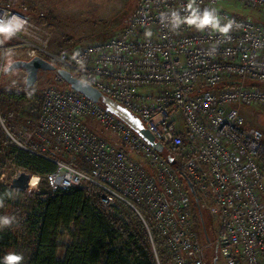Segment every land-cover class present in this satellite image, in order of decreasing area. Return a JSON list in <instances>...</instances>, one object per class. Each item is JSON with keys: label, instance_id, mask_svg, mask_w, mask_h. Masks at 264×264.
I'll list each match as a JSON object with an SVG mask.
<instances>
[{"label": "built area", "instance_id": "obj_1", "mask_svg": "<svg viewBox=\"0 0 264 264\" xmlns=\"http://www.w3.org/2000/svg\"><path fill=\"white\" fill-rule=\"evenodd\" d=\"M228 1L264 10V0H141L119 34L72 52L53 51L47 28L0 5V20L24 22L11 38L0 34V76L9 60L40 57L55 67L38 73L35 86L49 84L31 143L21 145L56 166L46 175L50 191L81 188L92 207L125 223L132 210L174 264H205L213 245L198 231L190 186L210 201L225 263L264 264V133L241 113L264 107V21L222 8ZM205 12L229 31L199 27ZM59 70L138 117L163 153Z\"/></svg>", "mask_w": 264, "mask_h": 264}, {"label": "rangeland", "instance_id": "obj_2", "mask_svg": "<svg viewBox=\"0 0 264 264\" xmlns=\"http://www.w3.org/2000/svg\"><path fill=\"white\" fill-rule=\"evenodd\" d=\"M141 0H0V5L9 4L20 13L28 15L32 20L47 28L52 33L51 49L55 52H72L88 45L107 40L121 32L127 25L129 19L137 11ZM221 7L238 15L256 17L257 9H243L233 1L221 3ZM264 21V15L260 18ZM9 60V64L13 61ZM6 69V65L4 66ZM49 83L41 81L33 88L26 87V74L18 70L9 74L0 76V100L5 98L1 96L2 92H8L19 95V99L10 102L11 113L8 115V121L3 120V114L0 111V133L7 137L10 142L21 147V145L31 143L29 128L35 124L32 118L26 115H37L39 117L40 106L44 96L45 89ZM247 125L260 129L264 133V107L247 106L241 108ZM91 128L97 134H103L100 127L95 123H90ZM1 147L5 144L0 143ZM22 148V147H21ZM4 153V152H2ZM69 161H75L68 158ZM28 171L18 168L10 160L1 168L0 187H9L11 181L21 173ZM29 174V173H28ZM36 175H31V178ZM38 177V176H37ZM39 178V177H38ZM14 199L12 203H5L6 217L12 218L10 226L1 228L9 233V241L5 248V253H16L24 255V251L29 249L30 241L24 230V211L15 213L13 205L18 199L21 202H27L40 194L39 185L30 191L13 189ZM199 198V208L196 202L195 222L201 237L203 230L201 221H204L208 232L209 240L213 243L212 247L206 249L205 257L207 261L217 260V264H226L220 256L219 248L216 243L220 236L221 227L217 217L213 216L204 204L210 203L207 198ZM264 202V201H263ZM203 206V207H202ZM201 216V218L199 217ZM202 219V220H201ZM75 228L72 226L70 232L63 231L59 235V257L63 258L68 246L75 238L72 233ZM157 239L160 243L157 242ZM156 250L152 251L158 264H174L172 255L167 251L164 242L154 235ZM119 243V242H118ZM151 243V241H150ZM160 247V248H159ZM160 249L163 254H160ZM167 249V250H166Z\"/></svg>", "mask_w": 264, "mask_h": 264}, {"label": "trees", "instance_id": "obj_3", "mask_svg": "<svg viewBox=\"0 0 264 264\" xmlns=\"http://www.w3.org/2000/svg\"><path fill=\"white\" fill-rule=\"evenodd\" d=\"M8 62L6 67L10 65ZM1 96L5 98L0 100V111L7 122L11 113L9 103L21 97L8 92H2ZM26 116L38 121L37 115ZM0 143L5 144L3 148L0 145V177L1 168L10 160L40 178V194L36 198L24 203L19 199L13 202L15 213L24 211L22 226L31 239L21 264H158L149 236L132 210L125 207L128 214L125 223L96 205L92 207L81 188L52 193L46 181V175L56 168L52 162L15 145L1 133ZM13 191L0 187V217H5V203H12ZM72 226L75 241L60 258L59 235L63 231L70 232ZM8 241L9 233L0 228V264H4ZM157 242L160 243L158 239ZM159 252L163 254L161 249Z\"/></svg>", "mask_w": 264, "mask_h": 264}, {"label": "water", "instance_id": "obj_4", "mask_svg": "<svg viewBox=\"0 0 264 264\" xmlns=\"http://www.w3.org/2000/svg\"><path fill=\"white\" fill-rule=\"evenodd\" d=\"M55 67L50 64L48 61L40 58L35 57L29 61L24 60H17L10 63L9 66L6 67L4 70V74H9L14 71H24L26 74V87L33 88L38 79V73L40 70L43 71H53ZM59 74L63 77L65 82L74 90L82 93L91 101L98 103L104 106L107 110L111 113L116 115L119 119L125 122L129 127H131L137 134H139L145 141H147L152 147L159 153H163L164 147L161 143L156 142L153 135L143 126L141 120L132 114L129 110L124 108L118 102L114 101L113 99L107 97L98 89L93 87L86 81H83L77 77H75L71 72L67 70H59ZM171 160V158H170ZM31 180V175L28 173H21L18 177L14 178L11 181L10 188L11 189H18V190H28L29 189V182ZM190 189L195 195V192L190 186Z\"/></svg>", "mask_w": 264, "mask_h": 264}, {"label": "clouds", "instance_id": "obj_5", "mask_svg": "<svg viewBox=\"0 0 264 264\" xmlns=\"http://www.w3.org/2000/svg\"><path fill=\"white\" fill-rule=\"evenodd\" d=\"M23 21L19 20L17 17H12L10 20L4 21L0 20V34H4L5 38H11L23 27ZM212 24L214 28H218L219 31L227 33L231 28V24L220 26L219 21H213L211 15L208 12H205L204 18L201 21L199 27L204 25ZM2 203V202H0ZM13 220L10 217H0V228L10 226ZM23 256L16 253H9L4 258V264H21Z\"/></svg>", "mask_w": 264, "mask_h": 264}, {"label": "crops", "instance_id": "obj_6", "mask_svg": "<svg viewBox=\"0 0 264 264\" xmlns=\"http://www.w3.org/2000/svg\"><path fill=\"white\" fill-rule=\"evenodd\" d=\"M257 15H255L256 17H254L255 19H259V17L258 16H260V18L262 17V15H264V10H262V9H257ZM261 20V19H260ZM193 200H194V204L196 205V202H197V205H198V210L200 211V208H199V198H197V196L196 195H193ZM203 207V206H202ZM195 209H196V207H195ZM194 217H195V211H194ZM200 218H201V216H199ZM202 220V219H201ZM201 228H202V230H203V237H204V240H209V236H208V232H207V229H206V225H204V221L202 220L201 221ZM206 255V254H205ZM205 264H211V262L210 261H207V259H206V257H205ZM212 264H217V260L216 259H214L213 261H212Z\"/></svg>", "mask_w": 264, "mask_h": 264}, {"label": "bare ground", "instance_id": "obj_7", "mask_svg": "<svg viewBox=\"0 0 264 264\" xmlns=\"http://www.w3.org/2000/svg\"><path fill=\"white\" fill-rule=\"evenodd\" d=\"M37 181H38V177L37 176H33L31 178L30 187L34 188L37 185Z\"/></svg>", "mask_w": 264, "mask_h": 264}]
</instances>
